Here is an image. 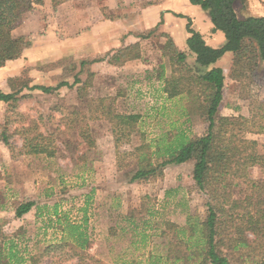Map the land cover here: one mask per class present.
Masks as SVG:
<instances>
[{"label":"rangeland","instance_id":"obj_1","mask_svg":"<svg viewBox=\"0 0 264 264\" xmlns=\"http://www.w3.org/2000/svg\"><path fill=\"white\" fill-rule=\"evenodd\" d=\"M63 1L60 0L59 4ZM47 3L45 14L40 13L41 16L34 19L27 17L25 30L18 29L19 26L15 25L18 22H15L13 30L16 28V31L12 32L14 37H18L25 31L28 41L39 40V43H32V48L39 56L42 55L41 61L31 70L24 71L15 81L5 80L3 75L0 78V92H15L14 89L21 88L22 84L29 87H55L62 82L73 84L75 78L80 83L72 88L63 87L52 94L24 89L17 96L16 103L0 104V133L6 132L9 142L7 146L0 140V224L5 230L4 234L14 235L20 229L22 238L19 248L33 254L41 252L48 244L62 240L59 225H50L45 234L36 236L39 223L35 225L28 218L22 222L13 219L16 204L40 193L52 198L47 200L50 205H59L58 216L54 215L52 222L60 219V222L68 220L80 223L83 216L86 217L92 247L83 255L85 264H184L181 259H167L169 240L172 234L186 229L188 216L199 220L206 216L207 196L196 188L193 181L199 150L184 164L164 167L161 176L155 175L142 181H131V178L146 155L151 164L160 163L166 148L174 144L180 133L189 139L203 136L208 126L206 106L201 103L202 99L195 102L192 96L186 95V88L190 89L191 86L189 84L187 87L185 83L181 96L169 99L165 94L168 101L158 99L154 105L153 98L158 96L152 86L153 82L158 81L156 71L159 69L154 70V76L150 79L138 80V86L127 92L125 86L130 83L119 76L117 69L103 74L99 72L96 77L91 70L92 64L81 67V62L71 55L54 57V49H67L69 37L65 40L64 37L70 35L73 23L50 22L37 29V21L41 22L42 17H51L59 5L53 6L51 0H47ZM254 8L261 11L255 13ZM235 9L240 18L263 16L264 0H254L251 6L247 1L244 7L236 3ZM63 17L69 20L70 8ZM55 29L57 48L54 47ZM162 37L154 35L161 51L167 42ZM46 50L47 54H42ZM187 57L186 62L192 68L194 58L191 55ZM232 59L230 69L224 66L225 82L231 93L235 88L238 94L225 95L224 103L240 104L244 108L243 116L254 122L250 126L251 133H246L243 138L256 141L255 150L262 157L260 167L253 168L251 177L264 185V137L257 138L259 134L252 133L258 131L260 125L264 126V62L258 60L253 71L241 74L239 81L233 80L231 83ZM169 65L167 77L163 70L166 79L186 78L184 72L174 71L170 62ZM102 100L104 103L101 104L99 101ZM154 106L156 111L153 110ZM103 111L110 114L105 115ZM188 111L191 113L188 114ZM113 114H135L139 119L132 132L123 133L114 127L117 121H110ZM220 114L229 116V112L224 110ZM26 129H31V132L25 134ZM36 135L42 137L33 138ZM146 144L151 145L150 150L141 149ZM34 145L45 148L47 153L38 160L33 157L22 159ZM7 154L13 159L8 158ZM47 154L53 157L49 158ZM115 161L121 168L119 171L116 170ZM92 190L94 192L87 206L85 202ZM246 194H250L248 187ZM117 200L123 203H120V210L112 208ZM121 209L127 218L129 212L134 211V223L125 220L116 226L115 220L117 214H121ZM84 210L87 212L84 213ZM167 222L173 227L167 228ZM162 232L166 234L164 237L161 236ZM187 236L188 233L184 235V241ZM248 237L252 239V235L248 234ZM258 242L251 246L249 252L258 255V252L264 251L263 247L257 246ZM57 255L53 259L44 257L40 264L77 262L76 257H71L72 250L69 248L63 252L58 249ZM232 259V264L241 261L238 257ZM251 260L244 259L242 264H253Z\"/></svg>","mask_w":264,"mask_h":264},{"label":"trees","instance_id":"obj_2","mask_svg":"<svg viewBox=\"0 0 264 264\" xmlns=\"http://www.w3.org/2000/svg\"><path fill=\"white\" fill-rule=\"evenodd\" d=\"M59 1L51 0L53 6H57ZM247 1L189 0L191 5L208 13L213 26L212 32H222L225 38V43L220 48L209 47L203 36L192 29L189 20L186 31L190 36L186 44L189 52L194 55L192 68L186 62L188 57L177 51L171 39L162 34L167 40L162 47L163 55L169 58L173 70L184 72L186 78L166 79L164 68L161 66L156 71V79L162 81L163 92L169 99L181 96L185 89L184 83L187 87L190 84L191 88H186V95L192 96V101L195 102L202 99L201 103L207 108L208 126L206 133L196 139H189L180 133L174 144L166 148L162 161L156 165L151 164L147 155H144L131 181L161 176L164 167L184 164L193 157L197 149L199 150V159L193 169V181L196 188L207 196L206 216L202 220L188 216L186 229L172 234L169 240L170 253L167 259H181L184 264H232V257L241 259L235 262L236 264L244 263V259H252L253 264H264V253H260L264 251L258 252V255L249 252L251 246L259 240L257 246L264 248V185L251 177L253 168L260 167L262 155L255 150L256 141L243 138L246 133H251L250 126L254 125V122L241 114H220L226 78L221 68L216 66L225 54H231L233 68L229 80L239 81L241 74L253 71L258 65V60L264 62V16L240 18L235 9L236 3L244 7ZM43 6L44 0H0V68L8 62L20 59L23 52L30 47V42L24 37L13 36L14 23L25 19L29 13ZM94 62L96 60L81 61L80 65L84 67ZM17 79L19 78L12 80ZM79 83L80 80L75 78L73 84L62 82L55 87H29L22 84L21 88L14 89L15 92H0V102L7 105L16 103L17 96L24 89L52 94L63 87L72 88ZM99 102L102 104L104 100ZM103 113L110 114L109 111ZM138 119L139 116L135 114H113L110 121H117L114 127L123 133H130ZM24 131L29 134L31 129ZM252 133L264 134V126L260 125L259 130ZM41 137L36 135L33 138ZM0 140L9 146L6 132L0 133ZM150 148L151 145L146 144L141 149ZM44 153H47L45 148L34 145L32 150L25 154L36 156ZM47 155L49 158L53 157L52 154ZM247 187L249 195L246 194ZM34 206L33 201L19 202L13 209L14 216L21 218ZM57 207L56 205L53 211L55 216H58ZM130 214L134 216L133 211ZM57 224L62 229L63 239L59 243L47 245L37 254H28L26 250L19 248V240L22 238L20 229L14 235L0 232V264H40L44 257L53 259L58 256V249L63 252L67 248L72 250L71 257L77 258L75 264H85L83 255L92 244L85 223L78 225L68 220L60 222L58 219ZM166 226L173 227L169 222ZM186 233L188 236L184 241ZM248 234L252 235V239ZM165 235V232L161 233L162 237Z\"/></svg>","mask_w":264,"mask_h":264},{"label":"crops","instance_id":"obj_3","mask_svg":"<svg viewBox=\"0 0 264 264\" xmlns=\"http://www.w3.org/2000/svg\"><path fill=\"white\" fill-rule=\"evenodd\" d=\"M80 1L81 0H69L66 3V0H64L56 7V10L53 11V14L51 15L52 18L50 16L47 18L42 17L43 20L41 22L39 20L37 21V29L43 26L45 27V24L50 22L55 24L57 21L61 22V24H63L64 21L72 22L73 24H71L70 35L66 34V37H64V40L69 37L67 49L62 50L61 47L59 49H54V57L62 58L64 56L66 57V55H71V57H73L77 62L96 60V62L91 65V70L96 73V77L99 72L100 74H103L105 72H109L111 69H117L119 76H122L124 80H127V83H130L128 86H125L127 88V92L133 91V87L138 86L136 85L138 80H141L142 78L150 79L154 76V70H158L161 66L165 69L167 77L170 69L169 58L163 55L159 47V42L154 39V35L164 34L168 36L177 51L184 53L186 56L191 55L193 57L194 55L189 52L186 44V41L190 36L186 31V26L190 20L192 29L199 32L203 36L205 43L209 47L220 48L225 43V38L222 32H212L213 26L211 25L208 13L202 11L197 6L191 5L189 0ZM248 2L251 6L254 0H248ZM47 7V0H44V6L32 11L27 17H33L31 19L40 17L42 13L45 14L44 10H47ZM68 8H70L69 20L64 19L63 17ZM253 11L256 13L261 10L254 8ZM27 17L20 20L22 21L21 23L18 21V23L15 24L16 27L19 26L18 29H26V21H28ZM15 29H12V32L16 31ZM26 34L27 32L25 31L21 32L18 37H26L25 39L28 41ZM53 36L55 43L54 47L57 48L56 43L58 41V37L56 29L53 32ZM34 42L39 43V40ZM34 42L33 40L30 42V47L23 52V56L20 59L8 62L4 67L0 68V78H2L3 75H5V80L19 78L23 75L24 71L31 70L32 67L38 65L39 61H41L40 56L42 55L39 56L32 48V43ZM45 53L47 54V50L43 51L42 54ZM231 57V54L227 53L216 63V66L221 68L225 78L226 74L224 66H227L230 69L229 66ZM233 82L234 81H231V83ZM153 85L154 86H152V88L155 89L153 92L158 97L153 98L152 103L156 105L158 99L167 102L168 100L163 92V83L161 81H155L153 82ZM232 89L233 92L231 93V90L227 88L225 82L220 111H227L229 112L228 115H243L242 113L244 108L240 104L228 105L227 103H224V101H226L225 95H230V93L232 95L238 94V91L236 92L235 88ZM6 93H11V91H6ZM156 109L157 108L154 106L153 110L156 111ZM256 137H264V134L256 135ZM7 155L8 158L13 159L10 154ZM41 155L42 154H38L36 156L29 155L27 157V155L24 154L21 158L26 159L33 157L32 159L38 160ZM114 156H116V154H114ZM115 165L116 170L119 171L121 168L117 166V162ZM93 192L94 190L91 191V194H89L86 199L85 203L87 206ZM49 197V195L45 194L42 196L40 193H37L36 195L34 194V196L31 197L28 196L27 200L33 201L35 206L29 213L23 215L21 218L13 216V219L17 222H22L27 218L32 219L28 221H31L35 225L38 223L40 224V226L38 225L39 227L37 226L36 236H39V233L45 234L50 225H58L57 222H52L51 218L55 217L53 211L55 210L56 205L58 207L59 205L58 203L50 205V202H47V200L52 198ZM120 203L122 202L118 200L114 201L112 208L120 210ZM86 212L87 211L84 210V213ZM130 212H132V210ZM130 212V216L127 218L126 214L123 215L124 212L121 209V214H117V221L114 219L117 227L118 224L125 220L134 223L133 221L135 217L131 216ZM12 213L14 215V212ZM84 223L86 225V230L88 231L87 219L84 216L82 222L73 224L81 225ZM59 231L60 234H62V237L61 235L60 237L63 239V233L61 230ZM0 232L5 233L1 224ZM88 236L92 243L90 234H88ZM59 242L60 240L56 243ZM91 247L88 250H90ZM26 253L29 254L30 252L26 251Z\"/></svg>","mask_w":264,"mask_h":264}]
</instances>
